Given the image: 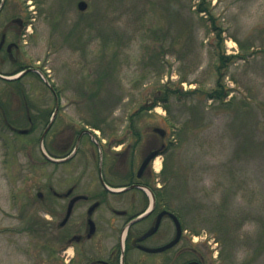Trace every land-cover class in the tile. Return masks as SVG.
<instances>
[{
    "label": "rangeland",
    "instance_id": "1",
    "mask_svg": "<svg viewBox=\"0 0 264 264\" xmlns=\"http://www.w3.org/2000/svg\"><path fill=\"white\" fill-rule=\"evenodd\" d=\"M80 1L86 10L78 8ZM200 1H5L0 35L9 21L24 20L21 38L16 24L7 39L20 43L14 60L41 75L15 83L0 80V264H59L46 239L52 221L37 194L49 196L50 187L60 192L72 185L82 191L100 188L89 152L70 163L47 162L39 142L42 126L34 134L5 127L2 109L16 127H29L25 113L14 119L20 105L25 110L24 96L34 115L41 110L49 118L58 104L69 125L65 137L72 128L101 126L107 148L114 139L132 142L126 135L134 114L136 127L146 133L135 151L138 159L160 145L153 128L166 129L163 154L149 167L152 189L166 188L167 205L179 211L207 264H264V0H206L210 13H198ZM221 51L234 57L226 66ZM4 56L5 50L0 72L9 76L16 67L9 60L2 63ZM42 76L59 95L57 102ZM220 79L226 104L207 97ZM100 80V92L87 101ZM60 145L44 143L43 150L50 154ZM60 206L55 211L63 213ZM86 214L87 205H80L74 216L79 228L85 229ZM115 216L104 206L96 213L98 234L84 243L80 264L109 253L121 231L109 226ZM37 222L39 233L33 229Z\"/></svg>",
    "mask_w": 264,
    "mask_h": 264
},
{
    "label": "flooded vegetation",
    "instance_id": "2",
    "mask_svg": "<svg viewBox=\"0 0 264 264\" xmlns=\"http://www.w3.org/2000/svg\"><path fill=\"white\" fill-rule=\"evenodd\" d=\"M16 24L18 25L17 39H20L26 25L22 19L9 21L3 27L0 35V53H3V50L6 53V56L1 57V62L9 60L16 67L13 73L31 68L14 60L16 59L14 56L21 52L20 43L17 39L8 42L7 36ZM31 73L34 72H28L26 75ZM0 80H2L1 77ZM50 90L57 102L59 95L53 89ZM23 98L25 110L22 111L20 105V111L14 119L25 113L29 127L19 129L12 120H8L7 113L2 109L5 127L13 133L34 134L42 126L39 142L44 138L43 143L52 144L53 147L61 142L59 148L56 147V151L48 155L52 159L67 158L65 163L72 162L79 153L89 152L95 164L96 179L100 185L99 189L91 191L79 190L77 185H72L61 192L50 187L49 196L43 192L37 194L38 199L45 204L44 212L49 214L46 217L52 221L49 223L51 228L47 229L51 233L46 237L49 243H53L52 246H48L51 258H56L59 264H80L81 261H78L77 258L82 254L84 243L92 241L98 234L99 227L95 215L104 206L111 214L116 215L109 221V226L116 224L121 227L120 235L106 256L99 258L90 256L87 258V262L84 259V264H207L205 255L199 253L198 246L190 241L179 211L168 206L165 199L159 196L160 193H163L161 189L157 191L152 189L151 181L154 179L151 169H149L151 163L139 174L140 166L146 156L144 153L143 159H138L135 152L138 145L146 138V133H142L141 128L127 127L126 140L132 142L125 144V142L120 143L119 139H114L108 143L110 148H107L109 146L104 145L107 140L101 138V130H103L101 126L97 128L94 124H86V127L81 130L72 128L73 130L65 137L64 132L68 130L69 125L64 119L65 116L60 113L58 104L53 114L48 118L46 112L41 110L34 115L27 98L25 96ZM134 129L137 131L133 132ZM161 130L163 133L156 131L155 128L152 130L156 143L160 141V145L150 146L147 154L154 150L161 151V148L166 145L169 133ZM22 131L26 132L22 133ZM124 144L126 147L122 149ZM112 150H117V152H112ZM43 158L47 162L53 163L51 159L44 156ZM64 162L54 163L63 164ZM136 163L140 164L139 167L136 166ZM112 179L120 180V183L115 184ZM116 188L121 190H114ZM146 188L153 191V199ZM58 202L62 203L59 209H63V213L55 211ZM121 203L125 206L118 209L119 205L117 204ZM84 204L87 205L85 229L84 225L79 228V223L74 222L77 209ZM171 214L175 215L180 222L182 229L180 237H178L176 221ZM58 218L60 220L55 223L54 221ZM92 228L94 232H92ZM55 245L58 248L54 247Z\"/></svg>",
    "mask_w": 264,
    "mask_h": 264
},
{
    "label": "trees",
    "instance_id": "3",
    "mask_svg": "<svg viewBox=\"0 0 264 264\" xmlns=\"http://www.w3.org/2000/svg\"><path fill=\"white\" fill-rule=\"evenodd\" d=\"M205 3H206V0H201L200 1V3H199V6H198V9H197V12L198 13H200V12H203V11H205V12H207V13H210V10L207 8V7H205L204 5H205ZM219 59H220V63L222 64V63H224V65L226 66V62L228 61V60H230V59H232V58H234V57H229V56H227V55H225L224 54V52H220L219 53ZM220 69V66L218 67V70ZM221 75H222V73H221ZM98 85H97V88H95L94 90H92L90 93H88L87 94V96H85V95H83L82 93H84L85 91H83V88H82V91H81V94L83 95V96H85V98H86V100L87 101H90L91 102V100H93L94 99V97L100 92L99 91V88L101 87V86H103V81L101 82V80L97 83ZM92 86H94V85H92ZM99 87V88H98ZM222 87H223V84H222V82H221V79L219 80V82H218V88L214 91V92H210V93H208V95H207V97L209 98V99H214V100H221L222 102H224L225 100H226V98H227V96H228V92L226 91H223L222 90ZM222 90V91H221ZM160 92V91H159ZM191 93H193V92H191ZM187 94H190V92H188ZM172 95H175V93L174 94H172ZM169 97H170V95H166L164 98L165 99H163V100H165V102L167 103V102H169ZM120 97H118L117 98V101L116 102H118V104L119 103H121V101H122V97L119 99ZM160 99H156V101L153 103V105H151V107H153L156 103H158V101H159ZM226 102L227 101H225L224 103L226 104ZM141 109H143V110H145L146 109V107H142ZM107 118V117H106ZM104 119V118H103ZM88 122V121H87ZM129 124H130V126L129 127H131V128H134L137 124H136V122H135V116H134V114H132L131 115V117H130V122H129ZM94 126H96L97 128H100V126L99 125H96V124H94ZM137 130L136 129H134L133 130V132H136ZM169 150H166L165 151V153H168L170 150H171V148H172V146L170 145L169 147ZM164 153V154H165ZM165 189L166 188H161V191H163V193H160V197L161 198H163L164 199V191H165ZM160 190V189H159ZM168 206H170V204H168ZM40 223L39 222H37V223H34V225L35 226H33V229H34V232L35 233H39L38 232V229H37V226L39 225ZM27 230H29V229H27Z\"/></svg>",
    "mask_w": 264,
    "mask_h": 264
},
{
    "label": "water",
    "instance_id": "4",
    "mask_svg": "<svg viewBox=\"0 0 264 264\" xmlns=\"http://www.w3.org/2000/svg\"><path fill=\"white\" fill-rule=\"evenodd\" d=\"M3 4H4V2L2 3V6H3ZM1 6V7H2ZM78 7L81 9V10H85L87 7H88V5H87V3L85 2V1H80L79 3H78ZM23 72L22 73H20V75H17V76H15V77H6V76H1L3 79H5V80H16V79H18V78H20L21 76H23ZM50 126V125H49ZM156 131H159V132H162L163 133V131L161 130V129H156ZM24 132H26V131H22V133H24ZM158 154V151H154V152H152V153H150V154H148L146 157H145V159H144V161H143V163H142V165H141V167H140V169H139V174H141V172L149 165V163H150V161L156 156ZM45 156L47 157V158H49L46 154H45ZM50 159V158H49ZM52 161H55V162H62V161H65V160H53V159H51ZM67 160V159H66ZM120 191V190H119ZM69 214H70V212H71V207H70V209H69ZM171 216L174 218V220L176 221V224H177V228H178V237H180L181 236V234H182V229H181V225H180V222H179V220L177 219V217L175 216V215H173V214H171ZM92 225V224H91ZM92 232H94V229L92 228ZM157 250H161V249H157ZM157 252V251H156Z\"/></svg>",
    "mask_w": 264,
    "mask_h": 264
},
{
    "label": "bare ground",
    "instance_id": "5",
    "mask_svg": "<svg viewBox=\"0 0 264 264\" xmlns=\"http://www.w3.org/2000/svg\"><path fill=\"white\" fill-rule=\"evenodd\" d=\"M160 168H161V162H160V160H156V162H155V169H156L157 171H159Z\"/></svg>",
    "mask_w": 264,
    "mask_h": 264
}]
</instances>
